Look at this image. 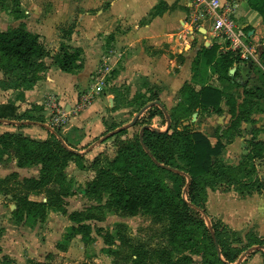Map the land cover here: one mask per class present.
<instances>
[{"label": "crops", "instance_id": "crops-1", "mask_svg": "<svg viewBox=\"0 0 264 264\" xmlns=\"http://www.w3.org/2000/svg\"><path fill=\"white\" fill-rule=\"evenodd\" d=\"M78 1L82 9L78 7L81 12H79L77 20H83L86 24L82 22L81 26L77 23L75 34L78 39L71 46L83 50L82 69L77 73L70 74L61 71L58 66H52L53 68L47 72L43 87L38 88L36 92L27 94L25 100L18 98L17 91L0 88V121L3 122L2 124L5 128H9L6 130L10 131V133L11 131H16L14 128H19L21 125L20 131H29L33 134L32 139L36 141L49 142L55 147L61 145L68 149V151L73 152V154H81L88 151L87 156L89 152H99L97 151L99 149L97 142L92 141L99 136L97 134H99L100 130H102L101 135L106 134L103 130L107 127L104 117L108 108L113 106L111 108L113 113L121 111L125 108L126 101L133 100V102H136L139 99L140 102L142 100L141 104H146L139 109V114L144 108L148 111L153 108H159L165 116H171L177 112L180 100L183 98L182 91L186 86H189L196 92H199L204 87H213L221 90L224 95L221 112H203L207 114L206 121L208 125L213 122L212 124L216 126L217 130L215 129V132H213V125H211L210 129L207 130V132L212 134L211 136H208L202 130L197 132H202L215 145L218 142V137L222 136L220 132L218 133V126L222 125L224 126L223 130H227L230 128L231 123L237 120L239 105L245 98L244 89L252 87V85L244 83L245 75L252 74L254 69L258 71L261 69L262 73H264L260 56L257 62L243 60L234 62L229 69L228 78H221L214 65L221 58L222 54L228 52L229 46L223 39L215 36L212 29V19L206 13L204 5H199L196 0H76V2ZM219 1L232 15L238 28L248 33L250 41L258 40L262 42L263 53V17L253 10L246 0ZM60 4L62 3L60 2ZM89 9L93 10L88 11ZM6 13L0 12V18H2L3 14L6 15ZM57 17L60 20H64L65 18L63 15H57ZM50 18L48 17L47 20L49 19V21L41 23L37 29L34 30L29 27L28 30L40 35L42 38H46L47 46L54 54L58 52L62 41L59 36L62 34L59 25L65 22L57 23L54 20L55 17L52 15ZM88 21L92 22L91 26ZM28 23H31V21H28ZM11 28H16L15 24ZM7 29L2 28L0 31ZM106 36H109L108 39L111 42H107L108 39L104 38ZM91 40L92 42H90ZM106 46H110V48L107 49ZM102 61L115 72L113 76L114 86L111 89V93L104 99H99L87 109L71 115V124L67 130L69 136L65 137L68 141H66L67 143H72L75 146L71 148L66 144L64 138L61 139L60 135L55 134V129L43 123L47 119L46 113H44L45 117H38L34 114L36 110H42L36 104L37 102H41L44 96L52 93L60 96L58 99L63 108L64 105L67 106L69 104L66 103L68 101L75 103L80 93L90 85L91 77ZM203 63H205L206 67L205 75L195 76L194 74L198 73V69L202 68ZM256 66L257 69L255 68ZM137 78H140L143 84H139V80L136 81ZM230 85L231 88L229 87ZM257 85L264 86V78H262V81H258ZM151 88L154 89L155 98L159 100L158 102L155 101V98L146 102L147 96L144 95V92L146 90L150 92L149 89ZM230 94H233V98L236 100L235 114L232 113L231 109L225 110L223 107L225 97ZM125 96L126 101L123 98ZM116 98L120 99L122 107L116 108ZM262 102H264V99L261 100ZM196 110L199 111L200 109ZM27 114L42 121L34 122L24 120V118L20 119V117H24ZM95 114H99V117L101 116V121L92 130H89L85 125L91 115ZM16 117L20 119L19 122L10 121V119ZM135 119L136 117L133 121ZM252 119L255 121L254 124L242 123V136L237 137L232 144L227 145L226 151L235 150L234 152H242L246 145L250 146L248 142L251 140L264 142V108L262 110L258 109L252 115ZM137 123L138 120L134 125ZM131 124L129 126H115L113 127L114 131L112 128L107 133L127 131L129 127L134 126ZM257 130L261 131L259 132V137L257 136L258 138L256 139ZM25 135L28 136L27 134ZM54 139H57V141L55 142ZM77 148H84V151L80 152ZM9 157V154L6 155L4 163L0 165V195L3 197L0 200L2 203L7 202V199L11 198L18 191H15L16 188L14 190L11 189L13 185L7 187L10 191L9 193L4 192L1 188L3 182L12 174L17 175L20 180H38L40 177L39 167L21 168L17 166L13 158L9 161ZM84 171L77 166L76 162L70 160L64 173L69 180L75 179L76 182L81 184V176ZM259 179L264 183L262 177ZM215 190L212 200L208 196L207 210L209 211L215 205L216 201L214 203V199L218 198L221 207L224 204L230 208L228 215L225 217L220 210V213L216 210L215 216L218 217L221 223L238 236H246L250 232H253V235L263 239L264 195L260 194L257 190H253L250 193H243V199L238 200L234 199L231 192L224 193L223 191ZM83 195L88 199L86 193H83ZM221 195H224V201ZM71 197L76 198V194L74 193ZM27 198L30 201L48 202V198L44 193L37 194L30 191L27 194ZM74 203L76 204L77 202L74 201ZM9 207L13 216L16 202L15 205L11 203ZM65 208L68 212L67 215L49 209L44 218L34 219L37 223L34 226L36 228H38L39 222L43 220L46 221L44 225L49 223V231L45 235L47 238H55V242L49 241V243L59 242L72 222L68 217L70 225L59 226L57 221L54 226L52 225L53 220H49V217L60 218L59 221L63 222L61 219L72 214V212H78L76 209L70 211V207ZM236 217H239V219L236 220ZM21 223L23 224L24 222ZM76 237L77 235L72 240ZM253 251L254 254L250 255V262L252 264H260L259 260L262 257V264H264L263 250L253 249ZM239 263L244 264V262L241 263V260Z\"/></svg>", "mask_w": 264, "mask_h": 264}, {"label": "rangeland", "instance_id": "rangeland-1", "mask_svg": "<svg viewBox=\"0 0 264 264\" xmlns=\"http://www.w3.org/2000/svg\"><path fill=\"white\" fill-rule=\"evenodd\" d=\"M4 1H6L8 11L0 8V12H7L6 15L3 14L2 18H0V29H9L15 24L16 28L24 26L27 30L29 27L35 30L40 27L39 25H41V23L48 22L52 15L55 17L54 20L57 23L65 22L64 24L59 25L60 31H62V34L59 35L62 39L61 44L71 46L77 41L78 38L75 34V29L77 23L81 25L83 22V20H77L79 17L78 14L81 12L79 9L81 8L79 1ZM60 2L62 4H60ZM90 10L93 9H89L88 11ZM57 15H63L65 17L64 20H60ZM48 17L49 19L47 20ZM18 18H22L23 20L21 19V21H19L20 19ZM28 21H31V23L27 24ZM88 22L91 26L92 22ZM83 23H85V21ZM108 37L109 36H106L104 38L108 39ZM42 41L52 56L59 52L58 50V52L53 54L47 46L46 38H42ZM67 42H69V44H67ZM90 42H92V40ZM107 42L109 43L111 41L108 39ZM226 44L228 45L227 42ZM106 47L107 49L110 48V46ZM45 63L47 71L41 74L40 80L34 87L26 90H13L17 91L18 98L25 100L27 94L36 92L38 88L43 87L46 81L47 72L53 68L52 66H57L51 59L46 60ZM252 65L255 66L256 64ZM255 68L257 69V66ZM205 70V63H203L202 68H199L198 73H195L194 75L203 76L206 73ZM114 74V70H111L110 67L102 61L98 69L92 75L90 85L80 93L79 98L75 103L68 101L66 103L69 104L67 106L64 105L63 108L58 99L60 96L55 93L47 94L43 97L41 102H37L36 104L39 105L38 108L41 107L42 110H36L34 114L38 117H45L44 113H46L47 121L44 120L43 123H45L46 126L55 129V134L60 135L61 139L64 138V141L66 142L67 140L65 137L69 136L67 130L71 124V115L87 109L92 103L94 104L97 100L104 99L109 93H111V89L114 86ZM262 78H264V73H262L261 69H259V71L254 69L252 74L249 73L248 76L245 75L244 83L255 85L258 81H262ZM1 80L10 82L11 78L4 77L3 73L0 71V81ZM138 80L139 84H143V82L140 81V78H137L136 81ZM65 83L68 85L67 82ZM229 87L231 88V85ZM149 90L150 92H147V90L144 92V95L147 96L146 102L147 100L154 99L156 95L154 89L151 88ZM123 98L124 101H126V96ZM234 102L236 103L233 94L226 96L223 105L224 109H231V111H233V109H235ZM141 103L142 100L140 102L139 99H137L136 102H133V100H130L129 102L126 101L125 108L114 113L111 111L113 106L108 108L106 116L104 117L107 127L104 128L103 132L106 134L101 135L102 130H100L99 134H97L99 136L92 141L97 142V145L99 146L97 151L99 152H89L86 156L88 152L86 151L81 154H75L76 156H72L71 158V160L76 162L80 169L85 170L82 172L81 184L76 182L75 179H70L72 182L71 192L76 194V198H72L71 196L68 198L63 197L62 202L59 203L54 199L51 203L53 205H63L64 208L70 207V211H73L72 209L78 211L72 212V214L76 213L75 217L81 221V225H86L88 228L85 226V228H80L79 233H76L77 237L75 239H68V241H65V236L71 235L73 232L71 227L77 228L79 226V224H75L71 221V226L66 229L67 231L64 237L57 243H49V241L55 242L54 237L47 238L45 235L49 231V223L44 225V222L46 223V221L43 220L39 222V226L36 228L34 226H36L37 223L33 218H25V215H23V218L18 220L16 217H13L11 214V208L9 207L11 203L15 205L13 197H15V195H24V192L26 191L23 190H26L29 185H33L34 183H28L26 182L27 180H20L18 177H15L16 175L14 174H12L13 176L6 182L7 184L4 182L5 184L1 187L4 192H10L7 188L10 185H13L11 187L12 190L17 188L15 191H18L16 194H13L11 198H8L7 202L2 203L0 200V264L204 263L201 256L202 254L199 251L200 248L195 240L193 247L191 244H188L187 246L182 245L185 236H194L195 233L191 230V232L184 233V230H182L179 225V214L187 212L192 218L198 221H204L206 227L210 231H213L214 225L224 228V226H222L224 224L221 223L217 216H215L216 210L218 212L220 210L225 217L228 215L230 208L222 203L223 206L221 207L218 198L214 199V203L216 201L215 205L212 206L209 211L207 210L206 213L190 204L187 196L189 180L187 181V175L185 172L173 167H167L169 172L161 175V173L151 164V161L153 160L155 162V160L147 155L146 150L141 149L138 140L141 141L142 134L146 129H156L162 132L168 131L170 134H173L177 130L181 132H197L202 130L206 132L208 136H211L212 134L207 132V130L213 125V132H215L216 126L212 124L213 122L208 125V122L206 121L207 114H204L202 110H194L191 117L187 118L184 114L188 108L186 106V98L183 96L182 100H180L177 112L171 116H165L159 108H153L149 111L145 110V112L140 115L138 124L129 127L125 134H120L118 132L107 133L109 129H112L115 126H129L133 119L138 116V111L141 109ZM263 108L264 102L259 106L260 110ZM99 114H95L96 116L91 115L87 120L85 127L92 130L93 127L97 126L101 121V116L99 117ZM10 121L19 122L20 119L16 117L10 119ZM2 123L3 122L0 121V134L8 131L6 129H9L5 128ZM21 128L20 125L19 128H14L16 131H11V133L8 131L4 134L10 133L22 135L29 139L33 138V134L29 131H20ZM223 129L224 126H218V133L220 132V135L226 131ZM112 130L114 131V128ZM260 131L261 130H257L256 139L259 137L258 135L260 134ZM24 134H27L28 136H24ZM71 134L73 133L71 132ZM54 140L55 142L57 141V139ZM67 142L66 144L71 148L75 147L72 143L70 144ZM64 149L68 151V149ZM77 150L82 152L84 151V148H77ZM234 151L235 150L225 151L224 155L220 157V162L225 166H238L246 161L247 157L252 153L251 147L248 145L243 148L242 152ZM8 153L6 155H8ZM11 158L12 157L10 156L8 160L10 161ZM252 163L256 166L257 177H262L264 179V158H256ZM178 165L183 166L182 163ZM179 175L184 177V180L181 179ZM115 179L126 183L128 188L135 195L146 198V200H148L147 198H151L154 205L150 206V210H139L134 216H129L121 211L115 210V208L110 205L109 195L105 192L106 189L104 188L105 186L107 187L109 181ZM93 185H97L98 188H101L102 192L98 194L97 188H94ZM57 186L58 185H55V187ZM57 189L58 188H56V190ZM216 189L217 191H223L224 193L231 192L234 199L242 200L244 197L242 194L240 195V193H236L233 187L221 185ZM44 190L49 194L47 187L42 191L44 192ZM215 191V189L207 190L208 196L211 197V200L214 198ZM85 192L88 193V199L83 195ZM61 193H63V191H61ZM221 196L224 201V195ZM218 197L220 198V196ZM1 198H3L2 195H0V199ZM183 200L187 201L190 205L185 211L182 210ZM74 201L77 203L75 204ZM178 208H180V210ZM69 215L61 219L63 222L59 221L60 218L56 219L53 218V216L49 217V220H53L52 225L54 226L57 221L59 226L70 225L68 221ZM238 219L239 217H236V220ZM21 222L24 223L22 224ZM250 234L254 233L250 232L249 235ZM83 235L86 237V243L81 240ZM249 235H237V237L240 241L247 243ZM196 250L199 252L196 253ZM253 252L252 248L247 250L241 259V263L252 264V262H250V255H253ZM262 253L264 252L262 251ZM259 262L262 264V257Z\"/></svg>", "mask_w": 264, "mask_h": 264}, {"label": "trees", "instance_id": "trees-1", "mask_svg": "<svg viewBox=\"0 0 264 264\" xmlns=\"http://www.w3.org/2000/svg\"><path fill=\"white\" fill-rule=\"evenodd\" d=\"M246 1L264 20V0ZM0 8L8 11L6 1L0 0ZM48 59H51L61 71L74 74L83 67V50L61 44L59 52L52 56L44 45L41 36L28 31L24 26L0 31V71L4 77L11 78L10 82L1 80L0 88L5 90L31 89L40 80L41 74L47 71L45 61ZM240 61L239 56L228 51L222 54L214 67L222 79L228 78L230 67L234 62ZM260 62L264 67V52L261 54ZM244 94L245 98L239 105L237 120L233 121L230 128L218 137V142L215 145L200 132H181L178 130L170 134L168 131L157 132L154 129H146L142 141L138 140L141 149L146 150L147 155L158 164L151 159L152 166L161 175L169 172L167 167L185 172L187 181L189 180L187 192L189 203L204 213L207 212V190H214L221 185L233 187L234 191L240 194L257 190L264 195V183L256 177V166L252 163L256 158H264V142L249 141L252 153L246 161L238 166H225L220 162V157L224 155L226 146L232 144L237 137L242 136V123L254 124L252 115L259 109L261 100L264 99V86L252 85L251 88L244 89ZM182 95L186 98L188 109L184 115L187 118H190L196 109L204 112H221L224 95L219 89L204 87L196 92L186 86ZM155 101L158 102L159 100L155 98ZM145 105L143 103L141 107ZM235 106L236 103L234 102ZM120 107H122L120 99L116 98V108ZM232 113L235 114V109ZM23 118L34 122L42 121L29 114L20 117V119ZM126 132L123 130L120 134ZM7 153L16 161L18 167L37 166L40 170L38 180L26 179V182L34 184L29 185L26 190L22 188L23 191H26L25 194L13 197L16 202L13 216L18 220L22 219L23 215L33 219L44 218L49 209L67 215L68 212L63 205H53L51 201L55 199L60 203L63 197L68 198L74 194L71 192L72 182L66 177L64 170L72 156L76 155L66 151L61 145L55 147L49 142L35 141L22 135L10 133L0 136V164L4 163ZM180 163L183 166L178 165ZM10 177L4 182L6 183ZM179 177L184 180V177L180 175ZM4 182L2 185L5 184ZM55 185L58 186L55 187ZM46 187L49 194L45 190L42 191ZM93 187L97 188L98 194L102 192V189L98 188L97 185H93ZM56 188L58 189L56 190ZM104 188L109 195L110 205L115 210L129 216H134L141 209L150 210V206L154 205L151 198L146 200V198L135 195L121 180H111ZM30 191L37 194L44 193L48 202L30 201L27 198ZM85 193L88 195L87 192ZM189 203L183 200L182 210H187L190 206ZM178 209L180 210V208ZM75 216L76 213L70 214L69 219L73 223L79 224L80 227H71L73 232L71 235L65 236V241L74 238L76 233H79L80 228L86 227V225H81V221ZM179 225L184 233L191 231L195 233L194 236H185L182 245L191 244L193 247L196 241L202 254L203 264H240L238 262L247 250L256 246H264V238L261 239L251 234L247 238V243H244L225 225H222L224 228L214 225L213 231H210L204 221L192 218L187 212L179 214ZM81 238L84 243L87 242L85 235ZM199 251L196 250V253Z\"/></svg>", "mask_w": 264, "mask_h": 264}, {"label": "built area", "instance_id": "built-area-1", "mask_svg": "<svg viewBox=\"0 0 264 264\" xmlns=\"http://www.w3.org/2000/svg\"><path fill=\"white\" fill-rule=\"evenodd\" d=\"M203 4L208 16L212 19L215 36L228 43V51L233 52L243 61L257 62L262 54V42L250 41L247 32L238 28L229 11L219 0H196Z\"/></svg>", "mask_w": 264, "mask_h": 264}, {"label": "water", "instance_id": "water-1", "mask_svg": "<svg viewBox=\"0 0 264 264\" xmlns=\"http://www.w3.org/2000/svg\"><path fill=\"white\" fill-rule=\"evenodd\" d=\"M145 110H146V108H144V109L141 111V113L136 117V119L133 121V123H132L131 125H134V124L136 123V121L138 120L139 116H140ZM154 130L157 131V132H162V131H160V130H156V129H154ZM253 249H259V250H263V251H264V246H258V247L253 248ZM238 263H239V262H238Z\"/></svg>", "mask_w": 264, "mask_h": 264}]
</instances>
